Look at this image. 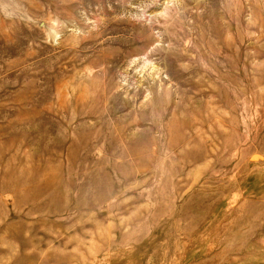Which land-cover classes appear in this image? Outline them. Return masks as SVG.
<instances>
[{
    "label": "rangeland",
    "instance_id": "374dc122",
    "mask_svg": "<svg viewBox=\"0 0 264 264\" xmlns=\"http://www.w3.org/2000/svg\"><path fill=\"white\" fill-rule=\"evenodd\" d=\"M0 264H264V0H0Z\"/></svg>",
    "mask_w": 264,
    "mask_h": 264
}]
</instances>
